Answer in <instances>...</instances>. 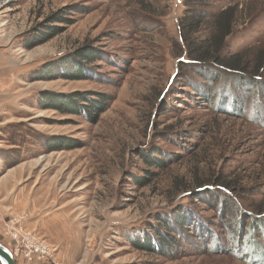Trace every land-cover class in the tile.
<instances>
[{
    "label": "rangeland",
    "instance_id": "374dc122",
    "mask_svg": "<svg viewBox=\"0 0 264 264\" xmlns=\"http://www.w3.org/2000/svg\"><path fill=\"white\" fill-rule=\"evenodd\" d=\"M235 4L229 51L264 50V0H0V170L24 171L25 229L61 225L74 264H264V69L196 70L180 32ZM51 18L59 33L26 49ZM89 93L110 98L96 121L45 101ZM215 178L229 211L193 194Z\"/></svg>",
    "mask_w": 264,
    "mask_h": 264
},
{
    "label": "trees",
    "instance_id": "16d2710c",
    "mask_svg": "<svg viewBox=\"0 0 264 264\" xmlns=\"http://www.w3.org/2000/svg\"><path fill=\"white\" fill-rule=\"evenodd\" d=\"M241 10H239V5L229 6L226 9H223L216 17H213L212 20L206 17L200 12L185 16L184 19H181V39L187 45L186 58L191 61V64H194L195 69L203 70L204 73H212L214 76L218 74H237L242 75L243 73H248L252 71L253 74H259L264 69V50L253 51V55L248 50L241 52H231L229 51L228 41L234 33V29L238 20L241 16ZM60 15V14H59ZM53 19H49L45 23L44 28L40 34H37L34 39L25 45V48L28 50L33 49L38 45H42L48 42L50 39L57 35L58 29L54 28L49 22ZM65 21H69L65 19ZM207 31V35H204V31ZM203 36H201L202 32ZM200 35V36H198ZM83 50L78 51V54H84ZM252 56V57H251ZM82 74V73H81ZM82 75L74 76L73 78L78 79ZM92 97L93 94H79L73 97L72 99H62V98H52L50 96L45 97V101H49L53 106L52 109L68 111L70 113L82 114L88 116L92 121H96L107 109L110 102V98L107 95H96V100ZM49 152L54 151H63L67 149V144L65 139L60 137L56 141L48 142L46 145ZM149 165L152 167H161V163L157 161H149ZM151 177H154L155 174H151ZM152 178L147 176L137 179L138 185L142 187L146 186ZM214 183L218 184L216 187L204 186L201 189L194 191L193 194L197 195L198 192L208 190L214 196H211V200H203L204 203L210 205L226 206V210L229 211L230 201L226 199L224 191H230L232 187L226 185L225 187L221 186V182L215 178ZM221 190L223 192H221ZM216 192V193H215ZM189 195V194H188ZM197 199H202L201 196ZM231 203V202H230ZM264 205V204H263ZM264 208V206H262ZM261 209V208H260ZM180 218V225H185L182 223V218ZM154 246L147 248V251L154 253L162 246L156 244L154 241ZM164 244V243H163ZM166 244V243H165ZM137 245V244H136ZM144 249L145 246L142 244L138 247ZM146 249V248H145ZM12 250V248L10 249ZM264 262V261H262Z\"/></svg>",
    "mask_w": 264,
    "mask_h": 264
},
{
    "label": "crops",
    "instance_id": "0c3cea01",
    "mask_svg": "<svg viewBox=\"0 0 264 264\" xmlns=\"http://www.w3.org/2000/svg\"><path fill=\"white\" fill-rule=\"evenodd\" d=\"M16 161L8 162L11 166H8L6 170H0V229L3 228V225L8 222L11 218L21 216L24 211H26L28 204L23 200L24 196H27V192L24 195V188H22L23 183V169L19 164H13ZM1 169V168H0ZM25 196V197H26ZM29 203V202H28ZM30 212V211H28ZM56 220V219H54ZM24 226L30 231L36 233L42 239H46L47 242L53 244L59 249V253L63 254L61 259L63 260L62 264H74V260L65 258L64 254H70L72 258L75 259L73 253H75V248L72 243H67V240L60 234L61 231L58 229L61 225L47 223L43 221V227L34 221V218H28L24 221ZM47 224L50 228L47 229ZM38 225V227H37ZM54 229L56 232H51V229ZM38 230V231H37ZM19 264H27L24 260L21 259ZM32 264H44V263H32Z\"/></svg>",
    "mask_w": 264,
    "mask_h": 264
},
{
    "label": "built area",
    "instance_id": "2783aa9c",
    "mask_svg": "<svg viewBox=\"0 0 264 264\" xmlns=\"http://www.w3.org/2000/svg\"><path fill=\"white\" fill-rule=\"evenodd\" d=\"M26 217L22 214L6 223V229L15 243V249L11 250L14 257L23 258L27 264H58L57 247L25 229L22 222Z\"/></svg>",
    "mask_w": 264,
    "mask_h": 264
},
{
    "label": "water",
    "instance_id": "95a60500",
    "mask_svg": "<svg viewBox=\"0 0 264 264\" xmlns=\"http://www.w3.org/2000/svg\"><path fill=\"white\" fill-rule=\"evenodd\" d=\"M0 263L1 264H16L15 257L12 251L0 241Z\"/></svg>",
    "mask_w": 264,
    "mask_h": 264
}]
</instances>
